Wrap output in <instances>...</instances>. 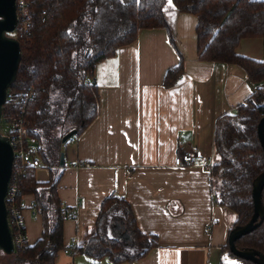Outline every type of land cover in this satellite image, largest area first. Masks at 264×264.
Returning a JSON list of instances; mask_svg holds the SVG:
<instances>
[{"label":"trees","instance_id":"1","mask_svg":"<svg viewBox=\"0 0 264 264\" xmlns=\"http://www.w3.org/2000/svg\"><path fill=\"white\" fill-rule=\"evenodd\" d=\"M30 26L15 36L22 59L16 81L9 87L0 129L12 125L23 112L28 131L40 148L33 162L13 166L18 200L34 196L42 217L43 231L34 245L14 252L16 264H56L65 249L63 205L58 185L65 165L60 156L65 134L76 129L78 137L97 117L99 92L95 80L98 63L116 55L120 47L134 42L143 28H163L177 49L168 22L169 9L197 18L196 45L200 60L238 65L254 83L264 81V59L255 61L236 53L243 38L264 42V0H23ZM264 46V45H263ZM167 69L163 86H175L184 75L182 61ZM264 116V86L216 122L214 146L217 161L209 169L211 188L218 205L236 214L232 227L246 224L254 212L253 180L264 170V150L258 123ZM49 171V180L36 178V164ZM66 162V157H65ZM264 204V189L262 192ZM121 232L116 229V224ZM230 228V229H231ZM127 231L129 239L122 234ZM159 245L157 235L139 230L129 203L107 198L96 230L74 255L84 253L95 260L109 258L112 264L143 259ZM238 248H253L264 254V220L259 227L236 240ZM231 259L230 263L226 259ZM219 264H256L241 259L228 242Z\"/></svg>","mask_w":264,"mask_h":264},{"label":"crops","instance_id":"2","mask_svg":"<svg viewBox=\"0 0 264 264\" xmlns=\"http://www.w3.org/2000/svg\"><path fill=\"white\" fill-rule=\"evenodd\" d=\"M166 16L179 50L166 29L143 28L134 42L96 66L98 115L64 146L58 195L76 211L75 218L64 220V245L74 237L79 247L85 245L95 233L103 202L116 190L131 206L139 230L159 239L143 259L120 264H219L230 231L226 209L215 201L210 172L202 162L176 166L174 159L200 149L216 162L218 118L235 114L264 81L251 82L238 65L200 60L197 18L173 9ZM263 45L260 37L243 38L236 53L262 61ZM181 56L184 75L165 88L164 75L179 65ZM36 178L49 180L41 162ZM22 203L30 246L42 235V217L33 207V195H24ZM56 264L112 262L63 250Z\"/></svg>","mask_w":264,"mask_h":264},{"label":"water","instance_id":"3","mask_svg":"<svg viewBox=\"0 0 264 264\" xmlns=\"http://www.w3.org/2000/svg\"><path fill=\"white\" fill-rule=\"evenodd\" d=\"M17 0H0V123L3 107L7 101L8 89L16 81L21 59L19 40L10 35L18 25ZM258 136L264 150V116L258 123ZM77 130L73 129L64 135L62 142L69 141ZM65 165V153L60 156V166ZM14 166L13 149L5 134L0 131V251L10 255L14 253L12 232L9 226L5 197L8 192ZM264 189V170L253 180L252 196L254 212L251 219L244 225H236L230 229L228 244L230 251L237 257L250 260L256 264H264V254L253 248H238L236 240L249 234L261 225L264 220V204L262 192ZM119 227V226H118ZM124 240L129 234L124 231Z\"/></svg>","mask_w":264,"mask_h":264},{"label":"built area","instance_id":"4","mask_svg":"<svg viewBox=\"0 0 264 264\" xmlns=\"http://www.w3.org/2000/svg\"><path fill=\"white\" fill-rule=\"evenodd\" d=\"M16 5L18 25L16 31L14 32L15 35L20 32H26L30 26L25 2L23 0H17ZM1 132L7 136L13 149L14 165L16 163L28 165L33 162L34 156H37L40 146L37 143L36 137L29 133L22 111L20 115L16 117L12 125L6 128L4 132ZM195 162H202L204 167L209 170L215 163V158L213 156L206 157L200 149H195L191 152L178 155L174 159V164L176 166L193 165ZM18 192V185L11 177L8 192L5 197L7 217L12 232L14 252H24L28 247L26 220L24 216V205L18 200ZM109 197L115 199L121 198L116 190L111 191ZM63 216L65 219L75 218L76 211L69 207H63ZM210 230L211 225H208L207 232ZM78 246V238L74 237L71 244L66 246L64 250L69 255H74V251Z\"/></svg>","mask_w":264,"mask_h":264},{"label":"rangeland","instance_id":"5","mask_svg":"<svg viewBox=\"0 0 264 264\" xmlns=\"http://www.w3.org/2000/svg\"><path fill=\"white\" fill-rule=\"evenodd\" d=\"M11 34L14 35V33H11ZM0 131H3L4 132L5 129H0ZM75 138H77L76 135H74L72 137V139H75ZM39 162L36 165H38ZM226 215H227V220L229 221V227L231 228L232 225H233V223L236 220V214L234 212L230 211V210H226ZM12 255L13 254L7 255V254H5V253H3V252L0 251V264H16L15 256H12ZM56 261H57V259H56ZM226 261H228V263H230L231 259L228 258V259H226ZM21 264H23V263H21Z\"/></svg>","mask_w":264,"mask_h":264},{"label":"flooded vegetation","instance_id":"6","mask_svg":"<svg viewBox=\"0 0 264 264\" xmlns=\"http://www.w3.org/2000/svg\"><path fill=\"white\" fill-rule=\"evenodd\" d=\"M116 225H117V226H116L117 231H118V232H121L122 229H121V227L119 226V224L117 223ZM118 226H119V227H118Z\"/></svg>","mask_w":264,"mask_h":264},{"label":"snow or ice","instance_id":"7","mask_svg":"<svg viewBox=\"0 0 264 264\" xmlns=\"http://www.w3.org/2000/svg\"><path fill=\"white\" fill-rule=\"evenodd\" d=\"M169 2H170V0H169Z\"/></svg>","mask_w":264,"mask_h":264}]
</instances>
